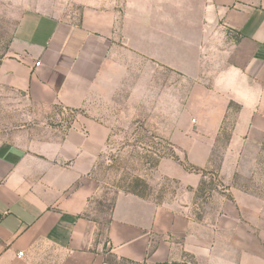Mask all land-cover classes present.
I'll use <instances>...</instances> for the list:
<instances>
[{
	"label": "crops",
	"instance_id": "obj_1",
	"mask_svg": "<svg viewBox=\"0 0 264 264\" xmlns=\"http://www.w3.org/2000/svg\"><path fill=\"white\" fill-rule=\"evenodd\" d=\"M81 7L66 19L22 12L0 61V119L13 107L81 111L104 99L130 64L194 79L219 59L214 99L238 108L226 153L242 160L229 171L247 173L255 187L231 186V200L214 199L202 219L117 194L103 223L89 211L98 191L92 173L110 135L105 123L79 115L63 132L0 135V264H264V0Z\"/></svg>",
	"mask_w": 264,
	"mask_h": 264
},
{
	"label": "rangeland",
	"instance_id": "obj_2",
	"mask_svg": "<svg viewBox=\"0 0 264 264\" xmlns=\"http://www.w3.org/2000/svg\"><path fill=\"white\" fill-rule=\"evenodd\" d=\"M81 8V0H0V61L9 51L24 10L66 19L78 16ZM222 62L208 60L204 72L194 79L170 68L130 64L126 73L120 71L104 99L81 111L23 107L16 113L9 108L7 121L0 119V135L22 129H32L39 136L48 129L63 132L79 115L102 121L110 135L92 173L98 191L91 218L105 223L117 194L136 193L177 210L189 208L202 219L216 207L214 199L231 200V186L246 188L253 183L255 187L247 173L229 171L242 159L226 153L238 108H226L211 91L220 78L214 76L213 66ZM209 147L212 153H203Z\"/></svg>",
	"mask_w": 264,
	"mask_h": 264
},
{
	"label": "built area",
	"instance_id": "obj_3",
	"mask_svg": "<svg viewBox=\"0 0 264 264\" xmlns=\"http://www.w3.org/2000/svg\"><path fill=\"white\" fill-rule=\"evenodd\" d=\"M40 65V62L35 63V67H38Z\"/></svg>",
	"mask_w": 264,
	"mask_h": 264
},
{
	"label": "trees",
	"instance_id": "obj_4",
	"mask_svg": "<svg viewBox=\"0 0 264 264\" xmlns=\"http://www.w3.org/2000/svg\"><path fill=\"white\" fill-rule=\"evenodd\" d=\"M133 195H136V196H138V197H141L140 195H138V194H136V193H132Z\"/></svg>",
	"mask_w": 264,
	"mask_h": 264
}]
</instances>
